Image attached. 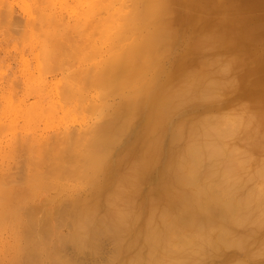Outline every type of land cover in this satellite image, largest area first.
Segmentation results:
<instances>
[{"label": "bare ground", "instance_id": "obj_1", "mask_svg": "<svg viewBox=\"0 0 264 264\" xmlns=\"http://www.w3.org/2000/svg\"><path fill=\"white\" fill-rule=\"evenodd\" d=\"M227 2L22 0L16 4L22 14L20 17L25 20L23 25L28 27L27 23L35 20L52 22V27L44 23L45 28H51L45 31H41V23V30L37 25L39 32L30 24L31 29L43 37L45 43L41 46L46 44V51L43 49L47 53L50 50H47L48 40L58 42L59 39L60 44L62 40L64 44L69 41V36L85 37L87 28L88 32L92 29L97 33L101 41L98 39L93 48L87 47L90 51L83 57L93 63L78 72H69L73 73L69 81L64 76L67 82L63 80V91L74 97L80 96L82 92H77V87L83 82L86 88L104 91L103 96L101 91L95 93L96 97L101 95L97 98L109 95L112 102L105 104V117L97 123L93 121L94 124L86 129L79 126L72 130V127L52 135L54 137L46 136L43 141L39 138L45 147L40 143L42 151L38 160L31 163H36L33 166L37 165L38 171L42 169L41 179L47 175L44 178L51 177L49 183L54 180L53 185L50 183L51 188L45 187L47 191L52 189L53 195L51 198L47 191H42L45 195L41 192L44 198L46 195L47 199L51 198L44 199L47 209L40 204L43 201L38 202L44 207L42 210H46L45 214L39 209L40 205L30 202V207L36 206L42 213L39 217L34 214L36 218L42 217L38 222L34 217L30 218L33 215L27 214L29 209L25 203L23 211H27H21V203L25 199L30 201L32 188L9 194L20 202L21 205H16L21 214H25L23 220L26 214L32 220L29 223L26 222L28 219L21 220V224L22 221L28 223L24 224L27 226V230L23 229L25 233L20 230L25 234L23 239L27 236V242H21L28 248L26 252L22 246L26 253L20 263L23 250L18 254L15 249L17 254H11L14 264H79L74 259L76 255L72 256L74 260L64 257L66 247H70L73 254L92 258L101 250L104 238L114 245L112 256L104 264H204L209 257L219 261L223 256L226 261H231L227 264H261L264 257V158H261L264 155V51L260 52L259 58H253V51L259 40H264V26H260L264 24V18H257L261 16L258 5L252 12L242 8L234 17L231 7L236 3ZM5 3L8 10L4 9L11 12L8 5L13 2ZM238 3L243 7V2ZM246 4L249 8L254 7L252 0H246ZM10 12L4 13L10 18ZM33 12L37 16L32 15ZM11 18L8 21L16 19ZM18 25L15 26L18 28ZM27 34L26 31L28 37ZM31 37L34 34L31 33ZM93 40L96 39L92 38L90 42ZM80 49H75L78 55L73 58V63L81 62L76 64L78 69L87 61L81 58L84 49ZM37 50L41 52L40 47ZM58 50L54 53L51 50L52 61L43 72L61 70L62 58L67 56ZM42 55L45 60L46 56ZM35 60L40 63L39 59ZM70 69L67 71H72ZM29 76L31 79L32 74ZM238 89L242 93L236 99L233 97L229 108L242 105L245 101L241 99L247 101V106L243 104L246 107L239 112L233 108L234 112L226 109L228 113L225 110L222 113L229 105H226L228 102L224 105L220 97ZM82 97L86 102L91 100ZM207 102L215 104L211 109L204 108ZM86 104L93 109L96 103L94 106L91 102ZM95 108L91 111L96 112ZM247 112L252 113L245 115ZM193 115L197 116L194 120L187 119L194 118ZM30 147H27L29 152ZM32 159L29 157L28 161ZM30 165L28 163L31 170ZM28 175V179L35 178ZM35 181L41 188L43 183L37 179L30 183ZM22 182L13 184H26ZM43 182V185H49ZM36 185L34 187L38 189ZM8 210L6 214L13 213V209ZM1 214L0 217L4 215ZM16 221L20 223V220ZM65 227L67 233H61Z\"/></svg>", "mask_w": 264, "mask_h": 264}, {"label": "rangeland", "instance_id": "obj_2", "mask_svg": "<svg viewBox=\"0 0 264 264\" xmlns=\"http://www.w3.org/2000/svg\"><path fill=\"white\" fill-rule=\"evenodd\" d=\"M1 1H3V2H1ZM10 2V1H12L13 3H11V4H9L8 6L10 7L9 9H11V12H10V10L7 12V10H8V8H6L7 6V3H5V2ZM17 1V2H16ZM22 0H0V10H2V9H7V10H2V12L4 11V12H6V13H9L10 12V18L12 17V15L14 16L13 18H15L16 17V19H17V21H18V23L16 22V19L15 20H11V21H8V19L10 20V18H9V14H6V13H2L1 14V16H0V24H2V25H0V124H2L1 125V128H0V180H2V184L3 185H1L0 184V188H2V189H0V197H3L5 200H2L1 198V202H0V208H2L3 209V211L5 210V209H7L6 207L7 206H11L12 205V207H8V209H13V213H11V212H8V214L9 213H11L9 216H8V214H6L5 213V211L7 212V211H9L8 209L7 210H5L4 212L3 211H1L0 212V214L1 213H5L3 216H1L0 217V219H2V217L4 218L3 219V221L1 222V220H0V263L1 264H10L9 262H13L14 261V259L12 258V253L13 252H15V249H16V251H19L18 252V254H20V250H23V252L21 251V254L23 255H20L21 257V259L20 260H22V261H19L18 260V258H17V256L16 255H14L13 257H15V259H17L15 262H17L18 263V261H19V263L20 262H23V258L22 257H25V255H24V252H25V250H24V248L26 249V248H28L27 247V245H25L26 243H24L25 241L27 242V236L26 237H24L25 239H23L22 237L25 235V234H21V233H25V231L23 230V229H25L27 226L26 225H28V223L30 222V218H33L34 217V214L36 215V216H41V211L39 212V209H43L44 207H45V205H46V207L48 206L46 203H44V201L46 202L47 200H49V199H51L52 197H51V195H53L52 193V189H48V191H47V189L45 190V187H49L50 186V183H52V185H53V181L54 180H52L51 179V181H50V183L48 182V180L51 178L50 176V178H48V180H47V178H44V177H46V176H44L43 178L44 179H46V180H43V178L41 179V177L43 176V175H40V172H41V174H42V169L40 168V170L41 171H38V167H37V165L34 167L33 165L34 164H36L35 162H34V164L33 163H31V162H33V161H36L37 162V160H38V157H39V153H40V151H42V145H44L43 147H45V144H43V142L41 143L40 141H43L44 139H45V137L47 136H52V135H54V136H56L57 134H60L62 131H63V129H65V131L66 130H70V128H72L73 127V129L72 130H74V128L76 127V128H80V127H83V129L85 128L86 129V127H88L89 125H92V124H94V123H92L93 121L95 122V123H97V122H99V121H101L104 117H105V115H106V113H107V109H106V106H105V104L107 105L108 103H111L112 102V100H111V97L109 96V95H104V97H103V99H99V98H97V97H99V96H101V95H99V96H97L96 97V95H95V93L96 94H100V92L99 91H101V94H102V96H103V92H102V90H98V89H92V87H88V88H86L85 87V85H84V83L83 82H81V84H79L80 82L78 81V84H79V86L77 87V92L78 91H80V92H82V93H80V96L79 95H76V96H78L79 98L81 97V99H79L78 97L76 98V96L74 97V96H72L73 94H69V93H64V91H63V88H64V86H65V82H67V81H69L71 78L69 77V76H71L73 73H75V71L76 72H78V71H80L82 68H85V67H87L90 63H93L92 61H88L87 59V61L85 60V58L83 59V57L85 56V55H87L88 53H89V51L90 50H88L89 48H87V47H92V46H95V45H97V43H98V39H100V41H101V38H97V33H95V31L94 30H92V29H89L90 31V33H92V34H88L89 32H88V28L87 29H85L84 30V32H85V35L84 34H82V36L84 35L85 37H83V38H79V39H77L78 37H76V35H72V37L71 36H69L68 37V40L69 41H67V42H65L66 44H68V45H66L65 43L63 44V40H62V43L60 44V42H59V39H58V42H57V40L56 39H53L52 41L51 40H48V41H46V43H48L47 44V47H49V48H47V50L48 49H50L49 50V53H47V52H45L46 51V44H44V46L45 47H43L44 49H45V51H44V49L42 48V46H41V43L43 42V37H41L40 36V34L39 33H37L38 34V36H40V37H36L35 36V31L34 30H32V29H37V25L39 26L40 25V23H41V27L43 28L42 30H41V27L39 26L38 27V29L40 28V30L41 31H45V30H47V29H51L50 27H52V22H51V24H50V22H40V21H37V20H35V21H32L30 24L32 25H30L29 23H27L28 24V27H27V25H23V24H26L24 21L25 20H23V17H20V12H19V8H18V6L16 5L17 3H20ZM225 1V0H224ZM228 1V2H227ZM230 1H232V0H226V2H227V4L229 3V4H234V3H236V6H232L231 8V12H233L234 13V17L239 13V12H241L242 11V8H244V11H251L252 12V9L253 8H255V7H257V5H258V10H257V8L255 9V10H257V11H259V13L258 14H260L261 16L260 17H257V18H264V15H262V14H264V0H252V3H253V6L254 7H250L249 8V5L250 6H252V4L251 3H249V5L248 4H246V0H243V1H241V0H234V1H232V2H230ZM243 2L244 4H243V7L241 6V4L239 5V3L238 2ZM27 3V2H26ZM28 3H29V1H28ZM6 4V5H5ZM13 5V6H12ZM246 5H248V6H246ZM260 6V7H259ZM262 6V7H261ZM246 7V8H245ZM18 8V10H16V9ZM15 11H17L16 12V14H15ZM3 14H4V16H3ZM5 14H6V16H5ZM8 15V16H7ZM22 15V14H21ZM32 15H36L37 16V14H35L34 12H33V14ZM1 17H2V19H5V20H7V22L6 21H3L2 19H1ZM33 17V16H32ZM7 18V19H6ZM13 18H11V19H13ZM18 19H20V20H18ZM31 19V18H30ZM23 21V23H22V21ZM14 21V22H13ZM20 21V22H19ZM10 22V23H9ZM8 23V24H7ZM19 23H22V24H19ZM33 23H36V24H33ZM38 23V24H37ZM44 23H45V25H47V26H50L49 28H45V25H44ZM47 23V24H46ZM4 24V25H3ZM17 24H19L18 25V28H17V26H15V25ZM7 25H10L11 26V28H9ZM14 27H13V26ZM22 25V26H21ZM34 25V26H33ZM36 25V26H35ZM6 26H7V28H6ZM19 26L21 27V28H19ZM34 27V28H32L31 29V27ZM46 26V27H47ZM260 26H264V24H261ZM8 29H10V30H8ZM20 29H22V30H20ZM35 29V30H36ZM38 29L36 30V32L38 31ZM11 31V32H10ZM26 31H27V35H28V37L26 36ZM34 31V32H33ZM92 31H94V32H92ZM4 32H5V34H4ZM13 32V33H12ZM39 32V31H38ZM25 33V34H24ZM31 33L32 34H34V37H31ZM94 33H95V35H96V37L94 36ZM17 34V35H16ZM36 34V35H37ZM21 35V36H20ZM94 39H96L95 41L93 40V42L92 43H94L95 42V44H92L91 42H90V40H92V38ZM11 37V38H10ZM22 37L24 38V39H22ZM27 37V38H26ZM42 38V39H41ZM87 38H89V39H87ZM82 39H83V41H84V43H85V45H83L84 43H83V41H82ZM11 40V41H10ZM56 40V43H58V44H56L55 42H53V41H55ZM74 40V41H73ZM76 40V41H75ZM86 40H88V42H90V43H87L86 42ZM261 40V39H260ZM259 40V42H264V40H261L260 41ZM30 43H29V42ZM80 41H81V43H83V44H81L80 43ZM10 42V43H9ZM49 42H51V44H49ZM78 42V44H76ZM259 42L256 44L257 45V47L255 48V50L253 51V48H252V51H253V58H259L262 54L260 53V52H262V51H264V47H262V46H264V43H262L261 45L259 44ZM19 43V44H18ZM43 43H45V42H43ZM54 43V44H53ZM17 44H18V47H17ZM71 44V45H70ZM73 44V45H72ZM91 46H90V45ZM43 45V44H42ZM50 45V46H49ZM61 45V46H60ZM64 45V46H63ZM66 45V46H65ZM3 46V47H2ZM52 46V47H51ZM40 47V51L42 52H39V50H37V51H35L36 49H38ZM61 47V48H60ZM69 47V48H68ZM76 47V48H75ZM81 49H84V50H81ZM98 47H100V44H99V46ZM260 47V48H259ZM52 48V49H51ZM57 48V49H56ZM87 48V49H86ZM93 48V47H92ZM58 49H61V52L65 55V56H67V58L66 57H63L62 58V65H61V70H56V72L54 71L53 73L52 72H43V71H45V68L44 67H46V70L49 68V66H50V62L52 61L51 59L53 58L52 56H50L49 54H52V51H53V53L54 52H58L59 50ZM71 49V50H70ZM75 49H80L81 51H82V56H81V58L83 59V60H85L86 61V63L84 64V62L82 61V59H80V61H82L83 63L81 64L82 65V67L81 66H79V68L80 69H78V67H76V64H80V63H73V58H74V55H75V57L78 55V53H76V51L77 50H75ZM45 52H43V51ZM52 50V51H51ZM70 50V51H69ZM88 51V52H86V51ZM92 50V49H91ZM36 53H35V52ZM66 51V52H65ZM95 51H97V50H95ZM252 51H251V54H252ZM259 51V52H258ZM68 52H71V53H68ZM47 53V54H46ZM84 53H85V55H84ZM24 54V55H23ZM36 54H37V56H36ZM38 54L40 55V57L42 56L43 57V59H42V57L41 58H37V57H39L38 56ZM42 54H44L46 57H45V60H44V56L42 55ZM72 54V55H71ZM77 54V55H76ZM48 55V56H47ZM63 55V56H64ZM73 56V57H72ZM48 57V59L46 60V58ZM35 58L38 60L39 59V61H40V63L38 62V64H37V61L35 60ZM65 58V59H64ZM10 59V60H9ZM50 59V60H49ZM64 59V60H63ZM72 59V60H71ZM97 59V58H96ZM95 59V62L97 61V60H99V58L96 60ZM68 60V61H67ZM70 60V61H69ZM35 63H34V62ZM65 61V62H64ZM72 61V62H71ZM71 63H73V64H71ZM88 63V64H87ZM48 64H49V66H48ZM84 64V65H83ZM21 65V66H20ZM40 65V66H39ZM65 65V66H64ZM68 65V66H67ZM86 65V66H85ZM39 67H41L43 70H40L41 68H39ZM68 67V68H67ZM70 67H71V69H70ZM37 68H39L38 70H40V71H42L41 73L43 74H41L40 72H38V70H37ZM66 68H67V70H72V71H67L66 70ZM76 68V69H75ZM27 69V70H26ZM66 72V74L67 75H65V72ZM74 70V71H73ZM37 71V72H36ZM63 73H62V72ZM31 72H33V73H31ZM71 72H73L72 74H70ZM69 73V74H68ZM6 74V75H5ZM29 74L31 75L32 74V77H31V79L29 78L30 76H29ZM63 74V75H62ZM42 75V76H41ZM29 76V77H28ZM63 76V77H62ZM64 76H66V78H69V79H67V81H65L66 80V78L64 77ZM18 77V78H17ZM20 77V78H19ZM61 79H60V78ZM63 78V79H62ZM65 78V79H64ZM41 79V80H40ZM42 79H44V80H42ZM57 79V80H56ZM19 80V81H18ZM47 80V81H46ZM50 80H52V81H50ZM59 80H60V82H59ZM65 82H64V81ZM12 81V82H11ZM16 81V82H15ZM41 81V82H40ZM64 82V83H63ZM12 83H17V84H12ZM42 83L45 85H42ZM60 83V85H58ZM58 86V89H57V87L55 86ZM62 84H64V85H62ZM19 85V86H18ZM40 85V86H39ZM43 87H42V86ZM52 85H54V88H53V86ZM81 85V86H80ZM16 86H18V87H16ZM80 87H83V88H80ZM85 87V88H84ZM79 89H81V90H83V91H81V90H79ZM241 89V88H240ZM240 89H238V90H236V92L235 93H233V92H231V95H230V92H227V93H225V94H223L222 95V97H220V98H223L221 101H222V103L224 104L225 102H228L226 105H229V104H231V103H229L230 101H234V98L235 97H237V95H239V94H241L242 92H239L240 91ZM61 90V91H60ZM92 90V91H91ZM98 90V91H97ZM48 91V92H47ZM59 91V92H58ZM91 91V92H90ZM232 91H235V90H232ZM63 92V93H62ZM84 92V93H83ZM99 92V93H98ZM55 93H57V95L55 94ZM78 93V94H79ZM92 93V94H91ZM233 93V94H232ZM65 94H67V95H65ZM91 94V95H90ZM226 94H229L230 95V97H231V99L228 97L229 95H226ZM68 95H69V97H68ZM90 95V96H89ZM225 95V96H224ZM31 96V97H30ZM66 96V97H65ZM82 96H85V97H90V101H85V100H83L84 98L82 97ZM91 96H93L92 98H91ZM229 98V99H225V98H227V97ZM51 97V98H50ZM60 97V98H59ZM71 97H74V98H71ZM83 98V99H82ZM105 98V99H104ZM3 99V100H2ZM33 99V100H32ZM92 99H95V101L94 100H92ZM236 99V98H235ZM67 100V101H66ZM80 100H83V101H80ZM111 100V101H110ZM223 100H226V101H223ZM229 100V101H228ZM242 100H244L245 102H241V104L243 103L244 105H246L247 103V101L245 100V99H241L240 101H242ZM77 101V102H76ZM93 101V102H92ZM238 101V100H237ZM236 101V102H237ZM240 101H238L239 103H240ZM250 101V100H249ZM248 101V102H249ZM91 102V104H93V106H94V104H95V106H94V108L95 107H97V109H96V112L94 111H91V110H93L94 108L92 107V105H91V107L93 108V109H91L89 106L90 105H88V104H86V103H90ZM108 102V103H107ZM237 102V103H238ZM23 103V104H22ZM53 105H51V104ZM60 103V104H59ZM63 103V104H62ZM211 103V102H210ZM221 103V104H222ZM246 103V104H245ZM64 104H67L66 106L64 105ZM69 104H70V107H69ZM98 104V105H97ZM212 104H215V103H212ZM210 105L208 102H207V104L205 103L204 104V108H210L211 106H213V105ZM224 104V105H225ZM243 104L242 105H240V104H238V105H235V106H239L240 108H236L234 105V107H232L231 109L229 108L230 107V105L229 106H227L226 108H224L223 109V111H222V113H224V110H225V113H228V112H230L231 110L233 111V108H235L238 112L239 111H241L242 109L241 108H244V107H246V106H244L243 107ZM56 105V106H55ZM60 105H61V107H60ZM62 105H63V107H62ZM88 105V106H87ZM97 105V106H96ZM57 106H59V107H57ZM75 108H74V107ZM85 106H87V107H85ZM105 106V107H104ZM48 107V108H47ZM57 107V108H56ZM79 107V108H78ZM84 107V108H83ZM90 109H89V108ZM43 108V109H42ZM212 108V107H211ZM210 108V109H211ZM47 109V110H46ZM226 109H229V110H227L226 111ZM234 109V110H235ZM50 110V111H49ZM64 110V111H63ZM78 110V111H77ZM81 110H83V111H81ZM88 110V111H87ZM73 111V112H72ZM220 110H218V112H219ZM86 112V113H85ZM234 112V111H233ZM236 112V111H235ZM79 113V114H78ZM91 113V114H90ZM217 113V111L215 112V114ZM252 112H247L245 115H249V114H251ZM212 114H214L213 112H212ZM9 115V116H8ZM65 115V116H64ZM68 115V116H67ZM97 115V116H96ZM189 116V115H188ZM195 115H193V117H194ZM197 116H195L194 118H189V117H187V119L188 120H194L195 118H196ZM198 117H200V116H198ZM47 121H45V120ZM59 119V120H58ZM44 120V121H43ZM67 121V122H66ZM77 121V122H76ZM65 123V124H64ZM83 124V125H82ZM57 126V127H56ZM80 126V127H79ZM85 126V127H84ZM3 127V128H2ZM69 127V128H68ZM6 129H8V130H6ZM59 131V132H58ZM58 132V133H57ZM56 134V135H55ZM54 136H52V137H54ZM60 136V135H59ZM37 138H38V141H39V138H42L40 141H39V143H38V141H37ZM44 138V139H43ZM17 140V141H16ZM30 141V143H28L29 141ZM37 142H36V141ZM22 143L21 145H20V143ZM25 141H27V143H25ZM31 141H33V142H31ZM37 144L36 146H34V144ZM42 145H41V144ZM23 144H24V146H23ZM26 144V145H25ZM39 144L41 145V146H39ZM30 147V146H34L33 148H31V150H30V152H29V150L27 149V147ZM41 147L40 149L41 150H38L37 148H39V147ZM18 147V148H17ZM25 147V148H24ZM29 148V149H30ZM27 149V150H26ZM34 149L36 150V151H34ZM44 149V148H43ZM22 150V151H21ZM33 150V151H32ZM25 151V152H24ZM26 151H28V152H26ZM37 151H39V152H37ZM32 152V153H31ZM23 153V154H22ZM29 153H31L30 154V160L32 159V158H34L35 156H36V158H34V159H32V161H28V159H29V157H28V155H29ZM34 153H36V155L34 154ZM26 154V155H25ZM32 154L33 155H35V156H33L32 157ZM24 155V156H23ZM28 157V158H27ZM32 157V158H31ZM26 160H25V159ZM261 158H264V155H262L261 156ZM21 159H23V160H21ZM36 159V160H35ZM18 160H20V161H18ZM17 162V163H16ZM23 162H25V163H23ZM28 163L29 164H31L30 166V168H31V170H33V171H35L34 173H30V172H33V171H31L30 169H29V167H28ZM19 165V166H18ZM25 167H23V166ZM22 166V167H21ZM17 168V169H16ZM24 168V169H23ZM10 169H12V170H10ZM24 170H25V172H24ZM28 170V171H27ZM29 170H30V172H29ZM37 170V171H36ZM254 170L252 169L251 170V172H253ZM30 174H29V173ZM39 173V175H37L36 173ZM19 174V175H18ZM29 174V175H28ZM36 174V175H35ZM6 175V176H5ZM26 175H28V177H35V178H32V179H28L27 178V176ZM19 176V177H18ZM25 176H26V180L24 179L25 178ZM36 177H38V178H36ZM17 178V179H16ZM8 179V180H7ZM19 179H21L20 181H19ZM27 179H28V182H26L27 181ZM36 180L37 179V181L39 182H41L40 184H45V182H43V181H46V183H49V185H47V186H45V185H41V188H40V186L38 187L36 184H37V182L35 181V182H33V183H30V180H31V182H32V180ZM42 181H41V180ZM17 180V182L19 183V182H22L23 180H25V181H23L22 182V184L24 183V182H26V184H23L22 186H20L19 184L18 185H15L17 182H15ZM3 181L5 182V184L3 183ZM12 181V182H11ZM7 183H8V185H7ZM9 183H10V185H9ZM13 183H15V184H13ZM21 184V183H20ZM39 184V183H38ZM39 184V185H40ZM4 185H7V186H4ZM27 185V186H26ZM32 185V186H31ZM34 185H36L37 187H38V189H36V187H34ZM51 185V186H52ZM15 186V187H14ZM17 186V187H16ZM51 186H50V188H51ZM10 187V188H9ZM21 187V188H20ZM28 187H30V188H32V190H31V192L32 193H30V201L28 200V199H25L24 200V202L23 203H21L20 204V202L18 201V200H16V199H12L11 198V194H13V193H15V192H18V191H22V192H25L26 190H27V188ZM15 188V189H14ZM33 188L35 189V190H33ZM40 188V189H39ZM44 188V189H43ZM45 192V191H47L48 193H46L47 195L49 194V196L51 197V198H48L47 199V195H46V198H44L43 196H41V192ZM10 192V193H9ZM42 192V194L43 195H45V193H43ZM40 193V195H38ZM10 194V195H9ZM40 196V198H38ZM48 196V197H49ZM35 198V199H34ZM42 198V199H41ZM31 199H32V201H31ZM38 199V200H37ZM44 199H47V200H44ZM27 200L29 201L28 203H29V207L32 205V204H37L38 205V202L40 203V201L42 202V203H40V204H42V205H44V207L42 206V205H40V207H39V209L36 207V206H34L35 208H33V206L32 207H28V203H27ZM26 201V202H25ZM30 202H32L31 203V205H30ZM6 205H5V204ZM16 203L19 205H21V207H23L22 208V210L21 211H23L24 210V208H25V205H26V209H29L28 210V212H27V214H29L30 216H32V217H30L29 215H27L26 214V217H25V220H23L24 219V217L23 216H25V214L23 215V214H21L22 212L17 208V205H16ZM25 203V205H23ZM4 204V205H3ZM15 205H16V207H15ZM38 205V206H39ZM19 207V206H18ZM41 207H43V208H41ZM45 207V209H47ZM17 208V209H16ZM37 208V209H36ZM31 209L33 210V211H31ZM34 209H36L37 211H38V213H40V214H38L37 215V211L36 210H34ZM15 210H18V211H15ZM26 211L27 210H25V211H23L24 213H26ZM42 211H44V214H45V211L46 210H42ZM15 212L17 213V212H19V215H18V213L16 214V215H14V217H13V214H15ZM34 212V213H33ZM32 213V214H31ZM43 214V215H44ZM2 215V214H1ZM8 216V217H7ZM10 216H12V217H10ZM28 217H30V218H28ZM14 218V220L12 221V219ZM26 219H28L27 221H26ZM34 219H37L38 220V222H40L39 220L41 219L42 220V217H40V218H36V217H34ZM33 219V220H34ZM6 220V221H5ZM16 220H20V223L19 222H17ZM21 220H23V221H26V222H28V223H26V222H24V224H26L25 226H24V224H23V221H22V224H21ZM36 220V221H37ZM5 221V222H4ZM32 221V220H31ZM35 221V220H34ZM7 223V224H6ZM14 223V224H13ZM21 224V225H20ZM7 225V226H6ZM24 226V228H23V226ZM66 229H68V228H64V229H62V231H61V233L62 232H64V233H67V231L68 230H66ZM20 230H21V233H20ZM26 230H27V228H26ZM22 231H24V232H22ZM21 234V236H19ZM23 235V236H22ZM26 235H27V231H26ZM14 236V237H13ZM16 238V240H14V242H13V239H15ZM20 238H22V239H20ZM18 240H20V241H18ZM4 241H6V243L4 242ZM21 241H24V242H21ZM103 241V242H102ZM101 242V250L100 251H98V253L97 254H95L92 258H91V256H89L88 257V255H86L85 256V254L84 255H82V254H80V255H82L81 257H80V255L78 256V254H76L75 252V254H73V251H72V249H70V247H66L67 249H65L64 251H66V253L65 254H63L64 255V257L65 258H67V256L68 257H71L70 259L72 260L73 259V257H75V255H76V257L74 258V259H76L75 261H77V263H79V264H85V262H86V264H104L106 261H107V258H108V260H109V256H112V254L111 253H113L112 252V250L114 251V245H113V242L110 240L109 241V239H107V238H104L103 240H102ZM20 244V243H22V245H19L18 243ZM7 244V245H6ZM12 247H10V246ZM25 245V246H24ZM8 246V247H7ZM15 246H18V247H20V249L17 247H15ZM24 248H23V247ZM111 246V247H110ZM4 247V248H3ZM23 249H22V248ZM3 248V249H2ZM10 248V249H9ZM18 249V250H17ZM11 250V251H10ZM71 250V251H70ZM69 251V252H68ZM26 252H27V249H26ZM25 252V253H26ZM63 253V252H62ZM104 253V254H103ZM13 254H17V252H15V253H13ZM111 254V255H110ZM66 255V256H65ZM106 255V256H105ZM11 256V257H10ZM19 256V255H18ZM73 256V257H72ZM77 257H78V259H77ZM11 258V260L10 261H8L9 259ZM79 258H81L80 260H79ZM210 258V259H209ZM208 259V261L206 260V262H204V264H209V261H213L212 262V264H215L216 262L219 264H221V262L223 263H225V264H227V262L228 261H226L225 259H224V256L223 257H221V259H220V256H219V261H218V259H215V258H212L213 260H211V257H209ZM218 258V257H217ZM13 259V260H12ZM73 259V260H74ZM93 259V260H92ZM215 259V260H214ZM82 260V261H81ZM262 261H261V264H264V257H262V259H261ZM80 261V262H79ZM84 261V262H83ZM11 262V263H12ZM210 262V263H211ZM229 262H231V261H229ZM228 262V263H229ZM18 263V264H19ZM216 263V264H217ZM223 263V264H224ZM13 264H14V262H13ZM16 264V263H15ZM22 264V263H21Z\"/></svg>", "mask_w": 264, "mask_h": 264}]
</instances>
